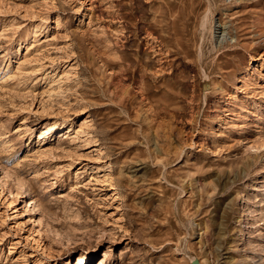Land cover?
<instances>
[{
  "label": "rangeland",
  "instance_id": "1",
  "mask_svg": "<svg viewBox=\"0 0 264 264\" xmlns=\"http://www.w3.org/2000/svg\"><path fill=\"white\" fill-rule=\"evenodd\" d=\"M178 4L0 0V264H264V0Z\"/></svg>",
  "mask_w": 264,
  "mask_h": 264
},
{
  "label": "bare ground",
  "instance_id": "2",
  "mask_svg": "<svg viewBox=\"0 0 264 264\" xmlns=\"http://www.w3.org/2000/svg\"><path fill=\"white\" fill-rule=\"evenodd\" d=\"M222 1H226V0H202V3H201V5L200 6H203L202 7V9L203 8H205L204 10H205V13L202 15V11H201V7L200 6H197V7H193V5H194V3L193 2H191V0H185V2H184V0H178V2H179V4H178V9H177V11L176 12H178L179 11V15H181L182 14V18H184V14H190L191 16H193V18L195 19V22H193V23H195L196 24V27H197V29H198V25L200 26L199 28H200V31H201V34L203 35L204 33H206L205 31H207L208 29H209V27H210V15L212 14V13H214V11H215V9H216V7H217V3L218 2H222ZM195 2V1H194ZM229 2V1H228ZM241 2V1H240ZM230 3V2H229ZM222 4V3H221ZM227 5V4H226ZM221 8H223L224 10H226L225 8H226V6H225V8L224 7H221ZM231 8V7H230ZM229 9V8H228ZM204 12V11H203ZM220 12V11H219ZM177 14V13H176ZM214 16V15H213ZM174 17V16H173ZM214 18V17H213ZM213 18H211V19H213ZM177 19H178V16H177ZM215 19V18H214ZM181 20V19H180ZM175 21H176V19H175ZM223 21H225V20H223ZM212 22V21H211ZM219 22H221V21H219ZM176 23V22H175ZM179 23H181V22H179ZM142 24V23H141ZM221 24V23H220ZM223 24H224V22H223ZM226 24V23H225ZM235 24V23H234ZM212 25V24H211ZM182 26V25H181ZM180 26V27H181ZM221 27V26H220ZM184 28V27H183ZM175 29H176V32L178 31L177 30V28L175 27ZM189 29H191L190 27H189ZM196 29V30H197ZM211 29V28H210ZM224 29V28H223ZM191 30H193V29H191ZM195 30V29H194ZM175 31V30H174ZM198 31V30H197ZM209 32V31H208ZM162 33V32H161ZM178 33V32H177ZM176 33V34H177ZM236 33V32H235ZM181 34V33H180ZM195 34V33H194ZM198 34H199V31H198ZM201 35V36H202ZM209 35V34H208ZM194 36V35H193ZM224 36V35H223ZM226 36V35H225ZM199 37V36H198ZM196 38V37H195ZM197 39V38H196ZM201 39L203 40L204 39V35L201 37ZM200 39V40H201ZM207 39V38H206ZM227 40V39H226ZM173 41V40H172ZM212 41V40H211ZM222 41V40H221ZM194 42H195V40H194ZM193 42V43H194ZM195 43H197V42H195ZM204 43V42H203ZM205 43H206V40H205ZM209 43V42H208ZM198 44V43H197ZM233 44V43H232ZM163 45V44H162ZM196 45V44H195ZM204 47V46H203ZM202 47V48H203ZM224 49V48H223ZM160 50V49H159ZM196 50V49H195ZM226 50V49H225ZM167 51V50H166ZM162 53V52H161ZM197 54V53H196ZM217 55V54H216ZM205 57V56H204ZM189 61V60H188ZM143 67V66H142ZM136 68V67H135ZM146 68V67H145ZM205 71V70H204ZM145 72V71H144ZM137 80H139V79H137ZM55 131V127H53V126H49V127H44L43 129H42V131H41V133H40V138L41 139H43L44 137H46L47 135H49V134H51V133H53ZM115 193L118 195V196H120V194L117 192V191H115Z\"/></svg>",
  "mask_w": 264,
  "mask_h": 264
}]
</instances>
